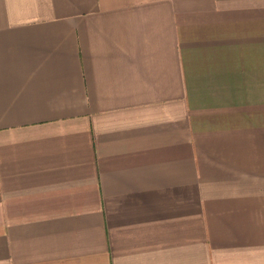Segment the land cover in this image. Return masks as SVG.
<instances>
[{
	"label": "crops",
	"instance_id": "obj_1",
	"mask_svg": "<svg viewBox=\"0 0 264 264\" xmlns=\"http://www.w3.org/2000/svg\"><path fill=\"white\" fill-rule=\"evenodd\" d=\"M0 264H264V0H0Z\"/></svg>",
	"mask_w": 264,
	"mask_h": 264
}]
</instances>
